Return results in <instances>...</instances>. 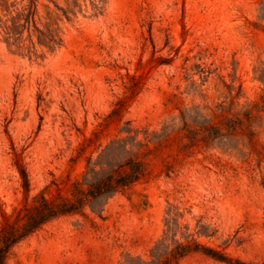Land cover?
<instances>
[{"label":"rangeland","instance_id":"374dc122","mask_svg":"<svg viewBox=\"0 0 264 264\" xmlns=\"http://www.w3.org/2000/svg\"><path fill=\"white\" fill-rule=\"evenodd\" d=\"M37 1L43 23L63 18L62 47L38 58L1 27L31 0H0V225L3 212L23 225L36 196L83 202L5 264L149 260L172 206L226 261L193 253L179 264H264V0ZM58 7L74 10L70 21ZM131 129L142 144L103 159L106 175L134 161L145 176L109 199L86 196L87 172Z\"/></svg>","mask_w":264,"mask_h":264},{"label":"trees","instance_id":"16d2710c","mask_svg":"<svg viewBox=\"0 0 264 264\" xmlns=\"http://www.w3.org/2000/svg\"><path fill=\"white\" fill-rule=\"evenodd\" d=\"M37 8L38 1L31 0L28 6H24L21 11L6 20L1 26L6 36V41L10 46L21 47V44L25 41H29L30 46L27 48L28 54L30 56H35L36 58L39 57L40 51L55 52L63 45L61 27L59 24L63 21L61 15L58 13H56L55 17L50 15V21L43 23L41 18L37 19ZM96 8L99 9L97 6ZM58 9L63 11L68 21L71 20L69 13H74V10L68 11L59 7ZM25 33H27L26 39H24ZM11 40H13V43L10 42ZM38 47H40L41 50H39ZM44 48L47 50H44ZM247 106L255 105L249 103ZM244 116L248 119L251 118L248 111L244 113ZM238 123H240V120L238 119L230 120V127L232 128L234 124ZM127 133L129 134L128 139L112 142V144L103 151L100 156L101 162L98 164L101 168L100 171L93 168L89 170L90 172H87L85 181L89 189L87 194H85L86 196L96 201L109 199L139 182L145 176L141 165L134 161H126L120 165V168L129 169V173L119 174L116 172L117 175L115 176L112 170L110 174L106 175L107 169H105L104 166L108 163H103V159H109L115 153H123L125 155L132 154L135 144L131 141L142 144V141H138L139 131L131 129ZM132 133L135 134L133 135ZM147 140L148 138L146 136L145 141ZM129 144L132 147L130 150L127 148ZM108 167L111 168V165L108 164ZM18 171L21 177L23 192L25 197L28 198L31 192L29 175L22 166H18ZM104 174L105 177L99 179V177ZM89 175L94 182H91L88 179ZM82 202V198H79L77 199L79 206L76 204L56 206L55 204L50 203L45 197L36 196L33 198L34 204L30 209V216H28L26 222L21 226L9 222L7 214L3 212V221L0 225V264H5L11 250L39 230L44 224L60 216L80 213L79 209L82 207L80 206ZM92 210L94 212L97 211L95 207H92ZM182 219L183 213L180 209L172 206L168 212V218L165 220L166 229L164 234L152 248L150 259L144 260L141 257L134 258L128 255L122 264H179L182 259L193 253H202L214 260L226 262L220 252L207 248L197 241L195 237L196 235L199 237L211 236L206 233L205 230L199 228L200 223L197 225L195 234H189L190 229L188 226L182 225Z\"/></svg>","mask_w":264,"mask_h":264}]
</instances>
